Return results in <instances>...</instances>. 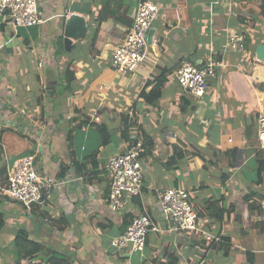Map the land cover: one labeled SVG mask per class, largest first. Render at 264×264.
Returning <instances> with one entry per match:
<instances>
[{"label": "crops", "instance_id": "0c3cea01", "mask_svg": "<svg viewBox=\"0 0 264 264\" xmlns=\"http://www.w3.org/2000/svg\"><path fill=\"white\" fill-rule=\"evenodd\" d=\"M139 1L98 0V7L102 5L98 11L105 18L95 44L98 53L91 62L76 59L77 95L56 99L61 104L59 113H53L45 95L46 87L56 85L55 79L69 59L68 55H55L59 38L63 37L64 43L65 20L71 14L86 17L89 28L92 26L94 17L89 11L95 8L96 0H39L47 21L34 31L26 29V33L17 32L0 14V131L6 129L0 141V168L5 165L9 172L13 165L9 157L34 155L35 161H40L36 168L43 178L69 180L52 189L47 205L29 213L33 216L30 220L18 219L20 203L0 197V208L5 213L0 264H12L10 246L21 222H26L31 239L71 254L79 264H135V251H110L101 237L112 235L113 242L123 232L126 221L143 213L154 219L160 230L149 233L140 264H264V244L257 237L264 232L251 227L244 201L251 190L264 195V182L258 184L257 175L254 178L247 166L250 158L257 159L261 151L258 148L250 153L243 147L241 152L235 146L237 139L245 145L251 119L264 108V63L253 52L224 51L228 31L237 27L251 31V46L255 49L264 44L262 39L257 43L264 30V20L258 14L260 1L157 0L161 13L152 26L156 45L148 50L145 62L134 72L108 70L114 49L132 26ZM220 54L223 66L210 79L203 97L196 98L179 85L176 71L184 63L203 64ZM38 60L43 64L39 65ZM48 68L53 71L50 78ZM167 69L171 74L154 95L156 103L146 102L141 94L152 90L153 85H148L151 75ZM41 103L48 109L44 120H40ZM74 103L84 116L101 111L100 122L108 123L110 129L118 125L115 119L120 113H136L144 129L140 138L146 136L154 142L143 156L142 197L128 196L122 211L114 212L108 206L107 165L111 157L127 152L130 144L119 133L114 135L113 143L99 148V175L98 168L93 172L87 155L98 148V136H90L87 125L73 129ZM254 130L257 138L256 121ZM225 133L230 134L231 146L224 145ZM131 134L137 137V128ZM176 145L184 158L171 167L168 160ZM233 149L235 157L228 152ZM170 187L189 190L198 211L206 213L202 209L204 205L207 208V200L220 204L226 218L218 222L208 216L200 224L225 240L224 249L202 236L171 230L159 205L163 191ZM252 216L255 220L264 217ZM32 222L41 225L35 234Z\"/></svg>", "mask_w": 264, "mask_h": 264}, {"label": "built area", "instance_id": "2783aa9c", "mask_svg": "<svg viewBox=\"0 0 264 264\" xmlns=\"http://www.w3.org/2000/svg\"><path fill=\"white\" fill-rule=\"evenodd\" d=\"M160 13L161 5L157 0L139 1L132 26L122 43L112 53V66L118 72H134L145 62L148 50L156 45L148 41V33ZM0 14L5 16L15 30L21 27L39 26L47 21L40 10L39 0H0ZM244 50L243 34L237 29H230L224 51L244 52ZM38 64L42 65L43 61L38 60ZM222 66V60L213 58L204 64L186 62L176 71V78L184 90L196 98H201L209 90L210 79L216 77L218 69ZM256 128L258 148L264 154V110L258 111L256 115ZM145 153L143 141L138 140L136 144L130 145L127 152L110 158L107 165L110 183L108 206L112 211L124 210L128 196L142 197ZM68 181L43 178L36 168L35 156L26 155L15 160L7 174L5 188L2 191L6 197L22 204L28 213H32L37 206L43 208L47 205L53 188H60ZM159 205L171 224V230L196 234L214 243L222 240L220 235H214L202 227L192 194L186 188H166L160 197ZM159 230L154 219L143 213L132 219L126 230L112 242V245L119 250L128 248L131 251L142 252L147 247L149 233Z\"/></svg>", "mask_w": 264, "mask_h": 264}, {"label": "trees", "instance_id": "16d2710c", "mask_svg": "<svg viewBox=\"0 0 264 264\" xmlns=\"http://www.w3.org/2000/svg\"><path fill=\"white\" fill-rule=\"evenodd\" d=\"M95 8L90 9L89 14L94 17V23L92 26L90 25V28L88 30V33L86 35L85 40L79 39L78 42L73 46V50L71 52H66L64 48L63 43V37L59 38V44L57 45L56 49V56H64L68 55L69 59L66 63V66L61 74L60 82L62 84V90H59L57 87V84L59 83L58 79L56 80V85H50L46 87L45 89V95L48 99V101L52 105L53 113H59L61 110V104L58 102L60 101L64 96H73V98L76 97L77 91H76V82L78 79V73L75 66V61L78 58H81L85 62H91L92 57H95V53H98L95 48V44L97 42L98 34L100 31V24L105 20V18L102 15V11L98 8L101 7L100 5L98 7V0H96ZM258 14L260 17H263L264 20V0H261L260 7H259ZM96 11V15H95ZM95 15V16H94ZM238 31H240L245 39V50L244 52H253L255 53V46H251L254 44L253 34L251 31L242 29L240 27H237ZM84 41V43H82ZM257 43H261V37L257 39ZM216 60H222L221 54L217 55L215 57ZM251 64L253 63V60L250 61ZM204 64V63H203ZM171 70H163L160 74H152L150 79L148 80V85H153L152 90L149 93H146L145 91L141 94V96L146 100V102L150 104H155L156 99L154 98V95L160 91L162 84L167 81ZM58 99V101H56ZM182 110H186V106L182 105ZM72 111L73 116L71 117V124L73 129L79 128L81 129L82 125H87L89 127V135L93 136L97 135L99 140L98 148L94 151L92 150L88 155L89 163L92 165L93 172H96V169L98 168V175L100 173L99 171V165L97 161V155L99 153V148L101 146H108L111 143L114 142V135L120 134L121 139L128 141L130 145L136 144L138 140H142L144 147L146 148V153H149V151L153 148V140L148 139L146 136L143 139H141V134L143 135L144 129L142 125L139 123V119L136 113H133L132 115H128L126 113H120V117L118 119H115V121L118 123V125L110 129L108 126V123L100 122V116L102 112L99 111L98 115L97 112L94 113V115L91 117L84 116L82 114V109H80L77 104L72 105ZM48 109L46 105L42 104L40 105V120H44L45 117H47ZM81 114V115H80ZM82 118V120H81ZM255 119H251V125L248 127V136H252V133L255 129ZM137 128L138 135L135 138H132L131 130L133 128ZM6 131V129H3L0 131V141L2 134ZM84 139V137H82ZM71 146V143L68 144V147ZM1 148V145H0ZM174 155L171 156L168 160V165H171V167L177 166V163L184 158V152H182L180 147L174 146ZM180 148V149H179ZM235 151L236 149L230 150L228 152H231L233 156L235 157ZM257 155H260L258 159V166H257V183L261 184L264 182V154L262 152H258ZM86 165V164H85ZM81 172V170H80ZM8 169L5 165H3L0 168V197L3 199H7L9 197H6L3 194L2 189L5 188V180L7 178ZM99 178V176H98ZM102 181V179H100ZM98 179V182H100ZM90 181L94 183V180L92 177H90ZM110 192V190H109ZM109 197V196H108ZM256 197L262 198V201H256ZM138 198V197H137ZM244 201L246 202L248 206V210L250 212L251 218L249 219V223L252 228L257 229L261 232H264V217L263 219L255 220L253 218V214L256 216H264V195L260 194L259 192L255 190L249 191L247 195L244 197ZM207 208L204 205V208L202 210H206V213L203 211H197L198 218L201 221V219H205V217H211L214 218L216 221L220 222L223 221L226 217L224 216L226 214V211L222 208H220V204L216 201L211 202L210 200L205 201ZM38 208V207H36ZM35 210V209H34ZM228 213V212H227ZM5 213L0 208V231L5 226ZM47 219V218H46ZM133 219V218H132ZM126 221L122 231L124 232L127 228V225L132 221ZM61 221V220H60ZM209 229V228H208ZM207 229V230H208ZM209 231V230H208ZM122 232V233H123ZM225 242L224 239H222L219 242H216L217 244H213L214 246H219V248L224 249L225 246L222 245ZM12 248L15 250L13 251L14 254V260L12 264H79L77 263V259L73 258L71 254L65 253V252H59L57 250H54L52 247H50L48 244L44 242H40L37 240H33L30 238V234L26 229H20L14 241L12 242ZM40 261L39 263H36V261Z\"/></svg>", "mask_w": 264, "mask_h": 264}, {"label": "rangeland", "instance_id": "374dc122", "mask_svg": "<svg viewBox=\"0 0 264 264\" xmlns=\"http://www.w3.org/2000/svg\"><path fill=\"white\" fill-rule=\"evenodd\" d=\"M260 1V2H259ZM261 3V0H258L257 1V4H259V3ZM262 22H263V17H262ZM259 26H261L262 24H258ZM29 28H31L32 29V31H34L35 29H39L40 27L39 26H34V28L33 27H29ZM29 28H25V27H21V28H19L18 30H16L17 32L19 31V30H21V31H24V33H26L28 30H26V29H29ZM263 28H264V25H263ZM260 37H261V39L262 40H264V30H262V32H261V34H260ZM108 70H114V71H117L113 66H112V61H111V64L108 66V68H107ZM103 73V72H102ZM46 74H47V76H48V78H50V76L53 74V71L51 70V68H48L47 70H46ZM100 75H101V73H99L98 74V77H100ZM56 79H58L59 80V83L57 84V87H58V89L59 90H62V84H61V80H60V77H57ZM233 132V131H232ZM230 134L229 133H225V135H224V145H226L227 147L230 145V143H228V136H229ZM248 137V136H247ZM246 137V139H244L245 140V145L244 146H242V143H241V141L239 140V139H237L236 140V142H235V146H237V147H239V148H241V152H242V148L243 147H246L248 150H249V152L250 153H252V152H254L253 150H256V149H258V147H259V144H258V140H257V138H256V135H255V130L253 131V133H252V136H250V137H248L247 138ZM251 143V146L249 147V142ZM231 146V145H230ZM35 147V150H36V152L35 153H37V151H38V147L35 145L34 146ZM20 154H18V155H16V156H14V157H9L10 159H9V163H14V161L16 160V159H19V158H21V157H24V156H26V155H22V156H20V157H18ZM15 158V160L13 161V159ZM41 159V156H38V160H40ZM39 162L40 161H37L36 162V167L38 168V166L40 165L39 164ZM248 172L250 173V174H252L253 176H254V178H255V176L257 175V173H256V168H257V166H258V160L257 159H255V158H250V161H249V163H248ZM42 167V166H41ZM41 175V174H40ZM257 177V176H256ZM16 215L18 216V219L19 220H22V219H25V220H30V219H32L33 218V216H32V214H29L28 212H27V210H26V208L21 204L18 208H17V210H16ZM26 223V222H25ZM25 223H23V222H21L20 224V226H21V229L23 228V229H25L26 227V225H25ZM25 225V226H24ZM32 225H33V230H34V234L38 231V229H40L41 228V225H39L38 223H36V222H32ZM33 230H30V231H32L33 232ZM261 232V231H260ZM122 234V233H121ZM257 237H258V242L259 243H261V244H264V234H261V235H257ZM115 238V237H114ZM101 239H102V243H103V246L104 247H106L107 249H109L110 251H115L117 248L116 247H114L113 245H112V240H113V237H112V235H108L107 237H101ZM10 246V245H9ZM263 247H264V245H263ZM10 248H14L12 245L10 246ZM11 250V249H10ZM15 252V250H13L12 249V252ZM143 260V257H142V253L141 252H134V254H133V261L135 262V264H140L141 262L140 261H142Z\"/></svg>", "mask_w": 264, "mask_h": 264}, {"label": "water", "instance_id": "95a60500", "mask_svg": "<svg viewBox=\"0 0 264 264\" xmlns=\"http://www.w3.org/2000/svg\"><path fill=\"white\" fill-rule=\"evenodd\" d=\"M89 30L86 17L79 14H71L65 20L64 25V48L66 52L73 50V42L85 38ZM155 30L150 29L148 41L153 42ZM256 57L264 63V44H259L255 49ZM54 84V83H53Z\"/></svg>", "mask_w": 264, "mask_h": 264}, {"label": "bare ground", "instance_id": "6f19581e", "mask_svg": "<svg viewBox=\"0 0 264 264\" xmlns=\"http://www.w3.org/2000/svg\"><path fill=\"white\" fill-rule=\"evenodd\" d=\"M264 110V108H262Z\"/></svg>", "mask_w": 264, "mask_h": 264}]
</instances>
